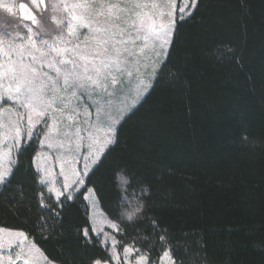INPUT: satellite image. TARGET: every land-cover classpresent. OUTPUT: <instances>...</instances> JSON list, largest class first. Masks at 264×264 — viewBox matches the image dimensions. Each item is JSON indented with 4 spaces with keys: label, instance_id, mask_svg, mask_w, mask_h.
<instances>
[{
    "label": "trees",
    "instance_id": "1",
    "mask_svg": "<svg viewBox=\"0 0 264 264\" xmlns=\"http://www.w3.org/2000/svg\"><path fill=\"white\" fill-rule=\"evenodd\" d=\"M40 141H24L0 186V227L52 262L111 261L91 188L120 228L118 249L149 264L165 253L174 264H264V0H198L177 20L152 87L75 194L42 183Z\"/></svg>",
    "mask_w": 264,
    "mask_h": 264
},
{
    "label": "rangeland",
    "instance_id": "2",
    "mask_svg": "<svg viewBox=\"0 0 264 264\" xmlns=\"http://www.w3.org/2000/svg\"><path fill=\"white\" fill-rule=\"evenodd\" d=\"M197 1L0 0V186L24 141L41 135L42 183L57 198L81 189L152 87L177 20ZM85 198L111 255L96 264H149L131 247L118 249L120 228L95 191ZM0 264L56 263L24 232L0 227ZM159 264L174 260L165 253Z\"/></svg>",
    "mask_w": 264,
    "mask_h": 264
}]
</instances>
